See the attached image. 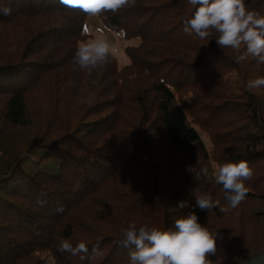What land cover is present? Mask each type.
<instances>
[{
	"label": "trees",
	"instance_id": "trees-1",
	"mask_svg": "<svg viewBox=\"0 0 264 264\" xmlns=\"http://www.w3.org/2000/svg\"><path fill=\"white\" fill-rule=\"evenodd\" d=\"M245 2L264 15V0ZM0 7L12 9L0 13V264H128L118 241L129 224L167 230L193 210L216 234L212 264L264 254V87H246L264 64L237 63L244 45L221 49L215 30L186 34L187 0H136L97 15L139 40L125 49L129 63L111 55L89 74L73 63L89 15L59 0ZM242 160L247 196L221 212L213 165ZM199 194L219 206L194 208ZM65 239L101 255L61 252Z\"/></svg>",
	"mask_w": 264,
	"mask_h": 264
},
{
	"label": "clouds",
	"instance_id": "clouds-1",
	"mask_svg": "<svg viewBox=\"0 0 264 264\" xmlns=\"http://www.w3.org/2000/svg\"><path fill=\"white\" fill-rule=\"evenodd\" d=\"M67 8H78L89 16H97L104 12L116 13L123 8L134 6L136 0H59ZM195 9L192 18L185 19L183 31L188 35L195 34L199 39L205 40L212 35L211 30L219 33L215 39L221 49L239 50L245 46L243 54L237 57V63L244 61L250 55L257 59L259 64H264V15L251 11L246 7L245 0H187ZM198 6V7H197ZM10 7H0V13L10 15ZM88 27L83 32L87 34ZM112 31V29H109ZM121 29L117 36L123 37ZM117 52L116 43L100 31V35L78 47L73 63L81 70L90 74L93 69L107 63L109 56ZM249 89L264 87V76L249 80L246 85ZM208 169L201 172L207 174ZM199 175V174H198ZM252 177V169L248 162H226L219 166L215 181L222 185L226 206L220 207L221 212L238 207L247 196L249 189L245 181ZM194 208L201 211L211 210L219 206V201H214L208 194L195 196ZM36 203L43 206L45 203L37 199ZM189 207L187 201H178L177 208ZM63 212V206L56 209ZM195 211L186 217L175 221L174 228L159 230L155 227L129 224L123 230V239L118 241L119 246L128 249V264H212L207 259L217 251L216 234L213 235L207 227L202 226ZM59 251L70 252L73 256H80L81 260L95 259L101 255L99 246L93 247L91 254L84 242H79L75 247L65 239L59 246ZM256 257H250L254 259ZM242 264L245 262L242 261Z\"/></svg>",
	"mask_w": 264,
	"mask_h": 264
},
{
	"label": "rangeland",
	"instance_id": "rangeland-1",
	"mask_svg": "<svg viewBox=\"0 0 264 264\" xmlns=\"http://www.w3.org/2000/svg\"><path fill=\"white\" fill-rule=\"evenodd\" d=\"M85 27H88L89 31L86 35V39L79 43V46L81 43L87 42L91 39L96 38L98 35H100V31L102 30L105 35H107L111 40H113L117 45V52L115 55H112L115 60L117 61V64L119 67L125 66L129 63V59L127 55L125 54V49L127 47H133L138 45L139 40L136 38H129L126 39L124 36L121 38L116 35L118 32H112L106 30L101 22L99 21L97 16H88L83 25V30ZM201 138L207 148H209V141L206 138L204 134H201ZM214 175L216 177V174L218 172V167L216 165H213ZM258 264H264V259L261 260Z\"/></svg>",
	"mask_w": 264,
	"mask_h": 264
},
{
	"label": "water",
	"instance_id": "water-1",
	"mask_svg": "<svg viewBox=\"0 0 264 264\" xmlns=\"http://www.w3.org/2000/svg\"><path fill=\"white\" fill-rule=\"evenodd\" d=\"M264 259V254H262L261 256H259L258 258L246 263V264H258L261 260Z\"/></svg>",
	"mask_w": 264,
	"mask_h": 264
}]
</instances>
